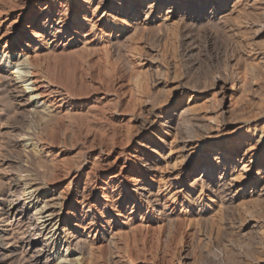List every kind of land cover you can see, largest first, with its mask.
Wrapping results in <instances>:
<instances>
[{
  "label": "rangeland",
  "instance_id": "374dc122",
  "mask_svg": "<svg viewBox=\"0 0 264 264\" xmlns=\"http://www.w3.org/2000/svg\"><path fill=\"white\" fill-rule=\"evenodd\" d=\"M130 3L0 0V264H32L35 221L8 209L34 195L81 264H264V0ZM18 52L37 106L5 77ZM217 142L236 145L232 172L199 167Z\"/></svg>",
  "mask_w": 264,
  "mask_h": 264
},
{
  "label": "bare ground",
  "instance_id": "6f19581e",
  "mask_svg": "<svg viewBox=\"0 0 264 264\" xmlns=\"http://www.w3.org/2000/svg\"><path fill=\"white\" fill-rule=\"evenodd\" d=\"M130 1H131V3L129 4L130 10L134 9L137 11H139V8L141 6H146L148 11L151 12L152 7L155 4V0L153 2H151V4L150 3L147 4V0H130ZM163 1L164 0H159V3H162ZM164 12L167 14L169 12V9L166 8ZM163 19H165V17ZM59 31H60V29L56 28V32H59ZM1 36H3V38H5L6 40L10 39V35L7 34L5 30L3 32H0V37ZM12 39H10V40H12ZM2 62L6 66V65L10 64L11 61H10V58H5V59H3ZM12 63H13V66L10 69V73L8 74V76H5V77H6V79L7 78L9 79V80H7V82L8 81L10 82V84L13 86L15 91L17 90L16 91L17 93H15V95H13L14 100L17 101L20 106H23L26 108L30 105L37 106L38 102H39V98L41 97V90H42V85H40L38 83V76L36 75L37 73L35 71H32V69H30L29 74L28 73H24L22 75L19 73L16 74V72L18 71V70H16L17 67L22 68V67H25L27 65L31 66L29 55H27L24 52H18L17 57L12 60ZM13 79H15V80H13ZM17 82L19 83V85H15V83H17ZM29 84L31 86H28ZM60 94H62V91L60 89L50 87L48 93L45 94V96L50 97V98H58ZM54 102H55L54 103L55 107H59L62 104V103H58L59 102L58 99H56V101H54ZM187 108L188 107H186V109ZM213 145L214 146L212 147V149H210L208 152H206L205 164H201L199 167H201L202 169L204 167V170H208V174L213 172L212 170L217 168V167L221 168L222 170H230L232 172V170L234 168L233 163L236 160L234 158V155H233V154H235L234 151L236 149L235 148L236 145L235 144L233 145L230 142H227L226 144H223V145L217 142V143H214ZM37 150L40 152L44 151V150H46V146H42V147H40V149H37ZM177 160H176V162H177ZM245 163L246 162L241 163V167H240L239 171L236 172V176L233 178L232 183H230L228 185V187H229L228 189L230 191V194H231L230 197L231 198L232 197L234 198L237 196L241 186L245 185V182H246L245 179L249 178L248 177L249 175L248 174L246 175L247 163L246 164ZM175 165H176V163H175ZM257 174H260V173L257 172ZM205 175L206 174H204L203 176H205ZM196 180H199V179H195V181ZM35 185L36 184L32 183L28 186L29 187L28 193L31 194L29 198H31L32 195L37 194V192L39 191V187L35 186ZM23 200L24 201H21V199H19V198L14 200L10 204V207L8 209V212H9L8 214H12L14 218L18 217L20 219V221H24V219H27V218L29 219V216L31 218H33L35 221L34 225L36 227L37 232L35 230V232H33V233H28V235L26 236V240H25L27 248H29V254H30L29 257H31V259H32V264H50V262L48 261L49 259L42 257L43 252L46 248L51 249V253H53V254L59 252L62 249V250L68 251L69 255H71L68 258L66 256H64V258L62 257L63 261H60L58 258L53 260V262L55 264H61L60 262H63V264H81L82 262L81 263L79 262L80 258L75 256L71 252V250L69 248L68 241L66 239L61 238L60 233H58V235H56V232L58 230V224H57L58 221L53 220V218L55 215V208L54 207L56 205H58V204H55L57 202L54 203V201H51L50 199H44V200H42V203L40 204L39 198L36 197L35 195L29 201H25V199H23ZM25 215H28V216L25 217ZM83 218L84 219L89 218L87 216V214L85 213V211L83 212ZM92 220L93 219L90 218V221H88V222L90 225L93 226ZM94 227H96V226L94 225L93 228ZM98 230L99 229L94 228V234L93 235L94 236L96 235V237L98 239H100L102 234L99 233ZM8 245H10V244H8ZM2 246H4V245H2ZM2 246L0 245V249L3 248ZM109 246H110V244H109ZM91 253H93V252H91ZM0 255H1L0 257H2V254H0ZM3 256H4V254H3ZM86 262H87V260H86Z\"/></svg>",
  "mask_w": 264,
  "mask_h": 264
}]
</instances>
